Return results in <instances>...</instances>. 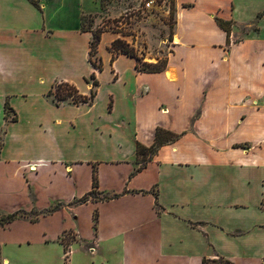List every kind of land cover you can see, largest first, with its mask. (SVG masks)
<instances>
[{
    "label": "crops",
    "instance_id": "0c3cea01",
    "mask_svg": "<svg viewBox=\"0 0 264 264\" xmlns=\"http://www.w3.org/2000/svg\"><path fill=\"white\" fill-rule=\"evenodd\" d=\"M41 1L0 0V216L26 213L0 228L3 264H264V0H174L159 72L113 56L112 32L94 68L80 15L99 3L71 0L61 26ZM57 83L94 99L55 105ZM156 129L175 139L138 170ZM55 169L64 182L43 193ZM94 177L96 200L79 203Z\"/></svg>",
    "mask_w": 264,
    "mask_h": 264
},
{
    "label": "rangeland",
    "instance_id": "374dc122",
    "mask_svg": "<svg viewBox=\"0 0 264 264\" xmlns=\"http://www.w3.org/2000/svg\"><path fill=\"white\" fill-rule=\"evenodd\" d=\"M95 1L100 5V0ZM148 2L150 6L146 7ZM82 3L81 9L85 12L95 7L93 4L94 0H82ZM39 4L45 6L41 11L49 23L65 26V21H70L72 15L71 0H42ZM91 15L93 16L92 30L102 29L106 32H117L119 39L124 43L123 48L138 61L140 69L156 70L164 66L175 29L174 0H106L104 9H100ZM250 29L253 28L239 27V31L242 33L248 32ZM238 40L240 38L236 41ZM59 46L58 44L54 45L53 49L59 52L57 48ZM73 49L76 55L84 51L82 43L78 41L73 45ZM10 50L12 54L16 55L13 48H10ZM79 64L76 57V69ZM150 67L152 68L150 69ZM34 68L35 66L33 65ZM33 69H31L33 71L31 76L34 77ZM21 78L23 80L26 77ZM11 89L17 90L13 86ZM65 90L68 91L66 88ZM69 102L70 99L61 104ZM8 117H13L11 112H8ZM55 171H57L56 175L51 174L40 180L43 193H52L49 182L53 184L64 182L61 174H59L60 169H55ZM56 188L58 186H54L53 190ZM8 235L9 233H2L0 241H4ZM69 236L66 235L67 238Z\"/></svg>",
    "mask_w": 264,
    "mask_h": 264
},
{
    "label": "trees",
    "instance_id": "16d2710c",
    "mask_svg": "<svg viewBox=\"0 0 264 264\" xmlns=\"http://www.w3.org/2000/svg\"><path fill=\"white\" fill-rule=\"evenodd\" d=\"M28 1L33 6L38 8L37 0H28ZM105 5H106V0H100V9H104ZM92 19H93V16L91 14L82 13L80 15V31L83 33L91 34V40L88 46L89 61L94 68L99 69L100 62H98V59L96 57L97 47L100 42L101 35L105 33L106 31L102 29L92 30ZM216 21H217L218 26L227 33V37L229 38L230 23L224 22L221 20H216ZM227 42H229V39ZM123 46H124V43L120 39H116L115 41L111 43L110 47L108 48V51L113 56L118 55V54H123V55H128L130 57H133V55L129 54V52L126 49H124ZM136 68L141 71H146V72H159L163 67L161 69H156V70H143V69H140L138 65H136ZM151 68L152 67H150V69ZM93 86H95V83H93ZM65 88L68 91H66ZM47 96L52 98V101L55 103V105H60L62 102L68 101L69 99H70L71 104L78 105V104H90L94 99L95 92L91 90L88 96H82L78 94V91L73 86L66 84V83H57L52 87L51 91L47 94ZM8 112H11L13 114L12 108L9 107V105L6 103L4 105L5 119L10 122H15L16 117L13 116L12 118L9 119ZM174 139H175V136L173 134L167 131H164L162 129H156L154 133L153 145L151 147L144 148L138 144L137 149H136V159L140 163V167L138 168V170L141 169L142 166L145 164L146 159L149 155H151L154 151H156L162 145L172 142ZM0 147H1V143H0ZM96 187H97V183L94 177L93 183H92L93 190L89 192L86 196H84L82 199H80L79 203H85L89 199L96 200V197H95ZM57 208H59V205H56L52 209V211L56 210ZM25 215L26 213H24L23 211H18V212L9 214V215H1L0 216V228H3L5 225L9 224L16 218L24 217ZM64 246L66 247L67 244L64 243ZM0 264H3V259L1 256V247H0ZM202 264H234V263H232L230 260L225 259L223 257L216 256L214 259H203Z\"/></svg>",
    "mask_w": 264,
    "mask_h": 264
},
{
    "label": "built area",
    "instance_id": "2783aa9c",
    "mask_svg": "<svg viewBox=\"0 0 264 264\" xmlns=\"http://www.w3.org/2000/svg\"><path fill=\"white\" fill-rule=\"evenodd\" d=\"M150 6V3L148 2V3H146V7H149ZM94 251V249H90V252H93Z\"/></svg>",
    "mask_w": 264,
    "mask_h": 264
}]
</instances>
